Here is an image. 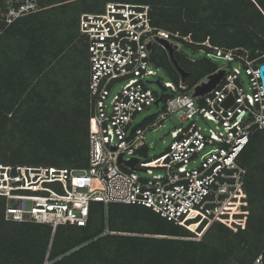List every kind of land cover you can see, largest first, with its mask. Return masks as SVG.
I'll use <instances>...</instances> for the list:
<instances>
[{
    "label": "built area",
    "instance_id": "2783aa9c",
    "mask_svg": "<svg viewBox=\"0 0 264 264\" xmlns=\"http://www.w3.org/2000/svg\"><path fill=\"white\" fill-rule=\"evenodd\" d=\"M40 10L39 0H3L0 35L14 21ZM78 34L86 45L89 68L87 167L0 164L5 220L48 226L54 233L59 226L85 227L91 203H100L106 209L109 205L142 207L174 226L197 216L214 221L242 189L246 170L238 158L248 145L251 128L264 126L261 64L253 68L246 62L248 91L236 82L241 72L237 66L225 71L219 87L198 100L194 91L186 94V78L172 64L178 75L176 85L152 79L153 46L169 58L162 40L192 41L190 35L154 26L150 5L108 2L102 12L79 16ZM201 45L212 49L206 55L223 57L224 62L242 59L212 47L208 38ZM157 80L165 88L157 126L170 115L180 124L169 132L167 148L143 162L145 133L154 125L144 117L140 126L130 130L143 120L137 121V116L161 95L160 90L149 88ZM229 95L233 101L225 108ZM132 158L137 161L131 169L124 162ZM50 185H57L60 193ZM102 234L112 232L104 229ZM253 264H262L261 257Z\"/></svg>",
    "mask_w": 264,
    "mask_h": 264
},
{
    "label": "rangeland",
    "instance_id": "374dc122",
    "mask_svg": "<svg viewBox=\"0 0 264 264\" xmlns=\"http://www.w3.org/2000/svg\"><path fill=\"white\" fill-rule=\"evenodd\" d=\"M114 1L137 2L135 0H109V2ZM146 2L152 3L150 0ZM70 7L76 8L80 13H99L102 12L103 3L102 0L100 2L98 0H82ZM157 8L160 9L159 7ZM178 19L185 21L187 17L185 14H179ZM26 20V23L21 24V26L0 40V160L12 161L14 156L11 154L14 151H18L19 159L23 160L22 163L28 165L44 164L51 161L62 162L65 159L58 156L55 151L52 152V148L55 147L57 141L55 135L62 133L65 123L69 118L79 123L82 134L84 120L88 116V98L83 97L81 93H87V69L84 53L86 45L83 42L84 40L78 39L77 36H71L73 39L71 38L70 40L63 38L65 34L59 28L53 29L52 38L50 32H47L50 38L44 41L43 30L45 28L42 24L47 22L48 18ZM75 25L78 30L77 18ZM58 26L56 25V27ZM241 30L244 33H248L255 43H257V39H261V36L256 38V34L251 29V26L243 28L240 26V29L228 30L226 36L220 35L222 46L217 45V47L225 51H232L236 55L241 56L246 59L245 61H248L249 66L254 68L256 64L261 63V60L264 59V53L252 48L248 42L249 45L243 44L242 39L245 37L241 33ZM169 42L174 50L178 64L190 72L185 84L187 85L188 83L191 87L186 94H191L192 91L212 79L219 70L230 72L231 67L238 66L237 62H205L207 56L205 54L206 50H192L186 42L183 43L180 40L170 39ZM45 44H50L55 52L63 49L64 51L62 50L60 54L66 51L55 68L53 65L54 60L51 59V61L48 57L49 53L45 49ZM232 44L234 48H231ZM165 55L164 51L159 47H152L151 58L153 63L151 66L155 71V76L152 79L176 85V76L170 68L171 63L169 58ZM250 57L254 58L250 60ZM49 62L50 65H53V67L50 66L52 67L49 70L50 72L46 69L41 72L45 66L49 65ZM76 66L77 69L75 68ZM197 66L198 68H196ZM45 72L46 74H44ZM239 78L244 87H247V77L242 73ZM219 85L220 82L208 88L207 92H212ZM149 88L156 93L159 92L158 86L154 83L150 84ZM75 96L77 100L74 99ZM57 97H59V100ZM203 97L200 96L197 99L200 100ZM19 101L22 102L18 104ZM57 104H59V107ZM18 105L19 107L17 108ZM21 106L23 107L20 108ZM257 109V113L261 114L260 107H257ZM163 111L164 103L161 101L158 105H153L144 110L136 118L137 121H140L144 117H147L149 119L148 125H154V130H148L145 133L146 151L141 156L143 162L152 160L167 148L170 142L169 132L180 124L175 116L170 115L160 126H157L156 118ZM247 118L248 116H245L244 120H247ZM197 122L205 126L201 119H198ZM263 130L264 126L262 128L257 126L251 128L253 135ZM68 160L70 163H67L66 166L69 169H82L84 166L86 168L88 162L87 149L81 156L80 161L75 162L73 158ZM124 170L127 171V169ZM261 170L263 171L262 180H259V173H256L255 177L257 178L252 198L243 185L232 203L214 221L210 222L205 217L197 216L186 219L178 226L169 225V228L163 232L179 236L135 233L146 231L148 228L145 225L151 222L150 219H153V221L158 220L157 216L142 208H138L141 211V215L135 212L133 216L136 218L129 220L123 218L116 211L117 206L110 205L106 209L101 204H93L88 227L85 229H74L72 240L78 242L91 238L98 234L101 229H107L108 227L111 229L128 230L133 233L120 236L133 240L144 239L145 241H150L144 242L147 248H143V253H148L153 246L162 247V249L167 250V256L183 255L186 257L184 264H192L191 258L189 259L188 256V244L198 245L204 243V236L208 229L212 227V230L221 229L225 232L222 238L220 236L216 252L225 256L227 264H240V261L249 262L251 257L246 253H251L252 255L253 252L249 249L255 240H258L257 243L261 246V252L258 257H261L260 255H263L264 251V170L263 168ZM138 174L141 177L146 176L143 173ZM50 187L60 193L57 185H50ZM123 208L125 210L134 209V207L128 206H123ZM9 223L17 227L19 225H28L29 223V228L33 227L34 229L36 227L30 222ZM67 229L68 226H59L51 234L50 242L55 241L56 246L57 243L65 241L67 236L63 234ZM14 234L6 238L4 237V230L0 229V237L3 238V242H12L10 239ZM165 241L171 243L168 244ZM49 248L50 244L47 246V250L40 260L41 264H44L48 257ZM35 252L34 250L28 251L25 244H22L20 241L18 252H12L9 255L5 253L3 257H0V264H34L29 261V257L37 258V253ZM80 259L82 258L77 257L64 264L80 261ZM100 259V255H96L94 259L87 257L83 260L82 264H110L107 261H105L106 263L101 262ZM102 260L104 261L103 257ZM201 262L197 258L194 260V264H202ZM76 264L80 263L76 262ZM169 264H176V262L170 258ZM177 264H183V262L180 261Z\"/></svg>",
    "mask_w": 264,
    "mask_h": 264
},
{
    "label": "trees",
    "instance_id": "16d2710c",
    "mask_svg": "<svg viewBox=\"0 0 264 264\" xmlns=\"http://www.w3.org/2000/svg\"><path fill=\"white\" fill-rule=\"evenodd\" d=\"M82 1V0H39V6L41 10L37 13L22 17L10 26H8L4 32L0 35V40L3 39L6 35H9L11 31L21 26V24L26 23V19L36 20L42 19L43 17H47L48 21L44 22L42 26L45 28L43 30V36H45L44 41L46 39L52 38L53 29L59 28L61 32L65 34L63 38L70 40L72 37H78V30L75 25V21L77 18V26L79 21V16L82 14L76 8H71V5ZM100 2V0H98ZM136 3L132 4H147L151 6V19L152 24L156 27L170 30L171 32H179L180 35L183 37L190 35V39L192 43H187L192 50L204 49L207 53H212V49H208L205 46L201 45L205 42L208 38V42L212 47H217V45H221V36H226L228 30L233 29H240V26H251V29L256 34V38L261 36V39H257V43L254 42L248 33H244L241 30V33L244 35L245 38L242 39L243 44L246 43L247 45H251L252 48L258 49L264 53V0H150L152 3H147V0H135ZM109 0H102L103 8ZM119 2V1H114ZM128 3V2H124ZM152 4V5H151ZM159 7L160 9H158ZM0 8H3V0H0ZM103 10V9H102ZM179 14H185L187 19L185 21L179 20ZM194 16V17H192ZM174 22V23H170ZM186 22V23H185ZM56 25L58 27H56ZM240 25V26H239ZM4 25L0 23V27ZM54 27V28H53ZM179 29V30H177ZM46 30V31H45ZM52 30V31H51ZM47 32H50L48 35ZM72 36V37H71ZM255 38V39H256ZM73 39V38H72ZM184 43V41L180 40ZM249 44H248V43ZM230 46V45H229ZM220 48V47H217ZM231 48H234L232 44ZM45 49L49 53V59L54 60V68L56 67L59 60H61L65 54L61 53L63 49H60L58 52L50 46V44H45ZM221 49V48H220ZM223 50V49H222ZM64 51V50H63ZM225 51V50H223ZM54 55L51 56V54ZM84 53L86 54V47H84ZM166 52L164 51V55ZM167 57V54L165 55ZM174 59L178 64L175 54L173 53ZM46 57V58H48ZM87 59V57H85ZM168 58V57H167ZM252 58L254 57H250ZM51 60V61H52ZM246 59L242 58L241 60L237 59L234 62L238 63L240 66V73L237 77V83L240 84L245 91H248V86L244 87L243 83L241 82L239 76L244 73L246 67ZM50 61V62H51ZM206 56L205 62H210ZM45 66L44 69L41 71L43 72L45 69L50 72V68L53 65ZM204 62V61H202ZM264 60H261L263 64ZM179 65V64H178ZM52 66V67H50ZM183 70L187 73L190 72L185 69L184 67L180 66ZM77 68V66L75 67ZM171 70L173 71L176 79L178 80V75L174 70L173 66L171 65ZM198 68V66L196 67ZM233 67L230 68V71ZM46 71V72H47ZM46 72L44 74H46ZM246 76V75H245ZM247 77V76H246ZM88 82V78H87ZM187 82V78L185 79V83ZM247 84L248 77H247ZM188 89L191 87L188 84ZM87 90V85H86ZM75 92V90H74ZM80 93V92H79ZM78 93V94H79ZM83 97H87V93L83 94ZM80 93V94H81ZM63 95V94H62ZM81 96V95H79ZM65 98V97H64ZM73 98V97H72ZM18 99V98H17ZM59 100V97H57ZM77 100L76 96L74 98ZM22 101H19L20 104ZM65 102V101H64ZM67 103V102H65ZM59 107V104H57ZM62 106V105H61ZM19 105L17 106V108ZM21 106L20 108H22ZM60 109V108H59ZM84 128L83 133L81 134V128L79 123L69 118L62 130V133H57L54 141H56V145L52 148V152H56L58 156H61L62 159L65 161L62 162H47L44 164H32L33 166H54L58 168H67L66 164L70 158H73L75 162L80 161L81 156L85 153L87 149V133H88V116L87 119L84 120ZM18 151H14L11 155L14 156L13 160H4L1 159L0 164H9V165H28L22 163L23 160L19 159ZM239 164L246 170V175L244 177V187L247 193L251 194V198L254 196V185L255 180L257 177L256 173H259V180L263 175V168L264 170V130L256 132L254 135L250 136L248 145L245 147L243 152L239 156ZM21 162V163H20ZM59 165V166H58ZM85 167V166H84ZM83 167V168H84ZM261 171H260V170ZM251 171V174H250ZM262 180V179H261ZM93 204H100V203H91L90 205V212H89V219L88 223L85 227L77 228L68 226V229L63 235H66L67 238L63 242L57 243L55 246V241L52 243L50 242V236L52 230L48 226L34 224L36 227H28V225H19L18 227L15 225H11L9 222L13 221H6L4 218V210H5V200L4 198L0 197V229L4 230V237H9L13 233V237H11L12 242H3L0 237V257H3L5 253L8 255L12 252H18L20 241L21 243L25 244V247L28 251L34 250L37 253V258L29 257V261L34 264H41L40 260L47 250V246L50 244L49 248V255L44 264H64L68 263L72 259H76L77 257H81L80 261H76L80 264L83 263V260L87 257L90 259H94L96 255H100L101 262L106 263L110 262V264H169L170 258L172 261H175L176 264L185 262V256L183 255H176L172 257V255L167 256V250L162 249V247H155L153 246L150 248L151 250H147L148 253H143V248H147L144 245V242H150L137 239H131L124 236V234L133 233L128 230H118V229H111L107 228L109 232H112L111 235H103L104 229H101L98 234L92 236L91 238L75 242L72 240L73 238V231L74 229H85L88 227L90 222V216L92 214V205ZM102 205V204H101ZM110 206V205H109ZM108 206V207H109ZM117 206L116 211L126 219L133 220L136 218L133 216L135 212L141 215V211L138 209L140 207H134L131 210H125L123 208L124 205H113ZM103 207V205H102ZM142 208V207H141ZM147 210L145 208H142ZM149 211V210H147ZM150 212V211H149ZM152 213V212H151ZM153 214V213H152ZM154 216H157L154 214ZM157 221H153L150 219V223L145 225L148 229L144 232H135V233H143V234H155V235H164V236H179L177 234H168L163 233L167 230L170 226H174L162 218L158 217ZM162 220V221H161ZM109 223V222H108ZM12 233V234H11ZM121 233V234H118ZM224 231L221 229L219 230H212V227L208 229L207 233L204 236V243L200 244H188V256L189 259L191 258V263L194 264V260L197 258L199 261H202V264H227L228 262L225 259V256L216 252L217 246L219 243L220 236L222 238ZM121 235V236H120ZM227 235V234H226ZM21 239L19 240V238ZM258 240L252 244L249 250L253 253H246L249 254L251 259L249 262L240 261V264H253L255 260L258 258L259 253L261 252L260 244L257 243ZM61 243V244H60ZM165 243H171L169 241H165ZM173 244V243H172ZM175 245V244H173ZM177 245V244H176ZM200 247V248H198ZM200 249V250H199ZM125 251V252H123ZM249 252V251H248ZM7 255V256H8ZM261 256V263L264 264V251L263 255ZM102 257L104 261L102 260ZM76 262H71L70 264H76Z\"/></svg>",
    "mask_w": 264,
    "mask_h": 264
},
{
    "label": "water",
    "instance_id": "95a60500",
    "mask_svg": "<svg viewBox=\"0 0 264 264\" xmlns=\"http://www.w3.org/2000/svg\"><path fill=\"white\" fill-rule=\"evenodd\" d=\"M161 43L166 48L170 62L174 66V68L179 72L181 78L182 79L187 78L189 76V73H187L185 70H183L181 67H179V65L175 61L174 56H173L174 50H173L172 46L169 44V42L167 40H162ZM207 58L213 62H224L225 61V59L223 57L215 56L212 54H208ZM224 74H225L224 70H219L212 79H210L205 84L201 85L196 90H194V96H203L204 94H206L208 88H211L215 84L221 82ZM258 74L260 77L261 86L263 88L262 94L264 95V62L262 65H260L259 70H258ZM148 82L152 83L151 81H148ZM153 83L156 84L158 86L159 90L161 91V95L159 96V98L154 103V105H157L164 96L163 92L165 91V88L160 84V82L158 80L154 81ZM232 101H233L232 95H229L227 97V99L225 100V102L223 103V107H225V108L228 107L229 105H231ZM241 116H243V112L238 115L237 120H239L241 118ZM143 121H144V119L140 123L134 125L131 128L130 132L134 131L136 127L140 126L143 123ZM263 121H264V115H263ZM118 161L119 162L122 161L121 156L118 157ZM136 161H137V159L132 158L130 161H127V162L125 161L124 164L129 166L132 169L134 164L136 163Z\"/></svg>",
    "mask_w": 264,
    "mask_h": 264
},
{
    "label": "crops",
    "instance_id": "0c3cea01",
    "mask_svg": "<svg viewBox=\"0 0 264 264\" xmlns=\"http://www.w3.org/2000/svg\"><path fill=\"white\" fill-rule=\"evenodd\" d=\"M78 39H82L80 36H79V34H78ZM83 40V39H82ZM84 42V41H83ZM85 43V42H84ZM85 57H87V51H86V54H85ZM77 69V68H76ZM86 69H87V75H86V78H88V70H89V68H88V57H87V59H86ZM87 81V80H86Z\"/></svg>",
    "mask_w": 264,
    "mask_h": 264
},
{
    "label": "bare ground",
    "instance_id": "6f19581e",
    "mask_svg": "<svg viewBox=\"0 0 264 264\" xmlns=\"http://www.w3.org/2000/svg\"><path fill=\"white\" fill-rule=\"evenodd\" d=\"M262 91V90H261ZM264 96V95H263Z\"/></svg>",
    "mask_w": 264,
    "mask_h": 264
}]
</instances>
